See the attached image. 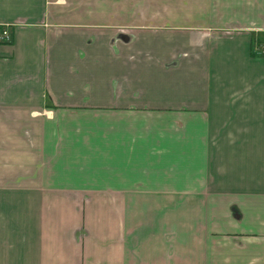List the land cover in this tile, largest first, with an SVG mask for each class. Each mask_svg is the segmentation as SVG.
<instances>
[{
  "label": "crops",
  "instance_id": "1",
  "mask_svg": "<svg viewBox=\"0 0 264 264\" xmlns=\"http://www.w3.org/2000/svg\"><path fill=\"white\" fill-rule=\"evenodd\" d=\"M6 25L0 264H264V0H0Z\"/></svg>",
  "mask_w": 264,
  "mask_h": 264
},
{
  "label": "built area",
  "instance_id": "2",
  "mask_svg": "<svg viewBox=\"0 0 264 264\" xmlns=\"http://www.w3.org/2000/svg\"><path fill=\"white\" fill-rule=\"evenodd\" d=\"M12 41L11 27L6 25L0 31V43H10Z\"/></svg>",
  "mask_w": 264,
  "mask_h": 264
},
{
  "label": "flooded vegetation",
  "instance_id": "3",
  "mask_svg": "<svg viewBox=\"0 0 264 264\" xmlns=\"http://www.w3.org/2000/svg\"><path fill=\"white\" fill-rule=\"evenodd\" d=\"M11 42H12V41H11ZM11 42H10V43H11ZM256 49H257V51H258L260 54H263V48H262V45H260V44L257 45V48H256Z\"/></svg>",
  "mask_w": 264,
  "mask_h": 264
},
{
  "label": "trees",
  "instance_id": "4",
  "mask_svg": "<svg viewBox=\"0 0 264 264\" xmlns=\"http://www.w3.org/2000/svg\"><path fill=\"white\" fill-rule=\"evenodd\" d=\"M252 55L256 56V54H255V53H253Z\"/></svg>",
  "mask_w": 264,
  "mask_h": 264
}]
</instances>
